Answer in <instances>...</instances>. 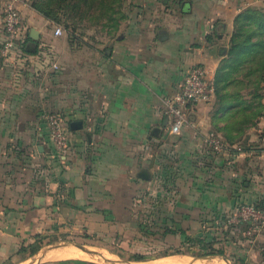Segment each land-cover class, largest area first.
<instances>
[{
  "label": "crops",
  "instance_id": "0c3cea01",
  "mask_svg": "<svg viewBox=\"0 0 264 264\" xmlns=\"http://www.w3.org/2000/svg\"><path fill=\"white\" fill-rule=\"evenodd\" d=\"M3 1L0 264L27 261L33 256L28 245L49 228L128 223L135 197L144 191L180 194L177 209L185 219H220L242 202L264 205V116L232 140L220 130L231 111L215 116L211 102L190 104L188 123L177 135L161 112L164 98L179 90L193 66H205L215 79L228 54L236 15L264 6V0H201L205 7L183 8L185 25L161 29L159 39L150 25H133L124 40L107 47L50 41L60 35L49 29L48 19L29 0H19L23 51L11 59L1 53ZM53 111L67 120L68 147L62 152L44 117ZM72 121H81L82 128L71 129ZM211 134L228 148L213 151L206 141ZM167 158L175 163L168 165ZM143 169L150 179L141 178ZM168 170L176 183L157 186L156 178ZM254 237L244 238L252 244L238 254L244 264H264V228ZM48 259L39 264H77ZM219 261L212 264H228ZM192 262L187 263L201 260Z\"/></svg>",
  "mask_w": 264,
  "mask_h": 264
},
{
  "label": "rangeland",
  "instance_id": "374dc122",
  "mask_svg": "<svg viewBox=\"0 0 264 264\" xmlns=\"http://www.w3.org/2000/svg\"><path fill=\"white\" fill-rule=\"evenodd\" d=\"M34 1H41V5L43 3L47 9L50 5L51 16H54L53 19L47 18L50 30H55L57 26H61L64 30L63 35L51 37L50 41H73L76 45L82 42L81 46H84L85 42H92L105 47L117 40H124L128 34V27L133 25H150L152 36L159 39L161 29L175 30L173 27L175 24L185 25L186 17L183 14L186 15L187 12H183V8L188 7L187 9L190 10L205 7V2L201 0H90L79 3L77 0H29L32 7ZM185 2H191L192 6L190 4L186 6ZM252 8L264 11V6H252ZM238 15L239 13L236 17ZM236 17L233 31L230 32L229 48L232 34L237 27ZM58 55L62 64V55L61 53ZM227 56L215 76L217 92L211 103L215 107H221L227 105L229 99L238 102L241 100L234 111H237L239 122L245 128L244 132L248 133L264 115V79L262 73L250 74L243 70L254 65L251 62L244 63L237 57ZM229 64H232V68L226 69ZM58 113L63 114L61 111ZM167 162L168 165L175 163L171 158H167ZM169 172L168 170L164 176L162 174L160 178L157 177L155 184L158 186L167 182L169 187L174 185L176 181L173 180L174 176L169 177ZM168 191L166 194L159 192L145 194V191L138 194L134 200L133 218L125 224L111 223L98 226L97 229H89L84 224H67L61 229L55 228L54 231L49 228L41 233L43 247L22 264H39L41 260H49L45 257L46 254L56 249H58L56 251L71 249L74 246H65L70 242L86 244L98 254L108 255L109 258L92 257L89 254L95 253L87 252L90 257L82 255L70 260H62L66 263L154 264L160 258L178 254L190 258L189 262L200 258L199 260L204 263L212 264L223 259L207 260L201 257H210L216 254L214 252L223 250L224 256L228 257L231 263L244 264L238 254L241 253L243 245L245 247V244H252L246 239L244 241V238L252 240L255 237L246 234V226L228 222V217L243 202L238 203L228 216H221L220 219L207 217L204 220L203 217L201 220L185 219L181 218L177 209L178 200L182 202L180 194L171 192L170 189ZM186 234L194 236V239L187 240ZM197 238H201L202 241ZM136 255L142 256V259L134 260ZM186 260L180 264H190Z\"/></svg>",
  "mask_w": 264,
  "mask_h": 264
},
{
  "label": "built area",
  "instance_id": "2783aa9c",
  "mask_svg": "<svg viewBox=\"0 0 264 264\" xmlns=\"http://www.w3.org/2000/svg\"><path fill=\"white\" fill-rule=\"evenodd\" d=\"M19 0H4L2 6L3 26L5 37L2 43L1 53L11 59L18 52H22L21 29L23 16L18 5ZM64 30L61 26L55 29L56 35H62ZM216 96L215 79L208 75L205 66L197 64L186 74L184 81L177 92L164 98L161 112L169 118V129L172 134H180L188 123L187 109L190 104L198 102H212ZM49 123L50 134L55 147L64 151L68 147V134L66 130L67 120L58 112L44 114ZM209 146L215 152H223L228 146L217 135H209L206 139ZM240 149V148H239ZM228 222L246 226V234L254 237L264 228V209L258 208L252 203H243L228 217Z\"/></svg>",
  "mask_w": 264,
  "mask_h": 264
},
{
  "label": "trees",
  "instance_id": "16d2710c",
  "mask_svg": "<svg viewBox=\"0 0 264 264\" xmlns=\"http://www.w3.org/2000/svg\"><path fill=\"white\" fill-rule=\"evenodd\" d=\"M52 1V0H50ZM78 3L81 1L88 2L90 0H77ZM33 7L42 13L46 18L53 19L54 16H51L52 10H50V5H48V9L41 5V1H34ZM58 18V16L56 17ZM237 27L232 34L231 37V46L229 48L228 56H233V58L237 57L240 60H243L244 63H252L254 65L248 67L245 72L250 74L254 73H262V79H264V11L263 10H255L252 7H248L236 17ZM255 37V38H254ZM211 36H208L210 39ZM227 56V57H228ZM225 59V58H224ZM232 64L226 66V69L232 68ZM235 68V65H234ZM228 72V70H227ZM230 72V70H229ZM229 74V73H228ZM215 79V84H216ZM216 92H217V84H216ZM239 102H242L239 100ZM237 100L229 99L227 101V105L224 104L221 107H215V116H217L221 112L231 111L229 116L226 117V124L223 127H220V130L223 132L224 136L228 139H234L236 137H242L244 135L245 128L243 125L241 126L237 111H234L235 107L238 106L239 103ZM226 103V101H225ZM228 110V111H227ZM264 116V115H263ZM221 117H218L220 120ZM263 132L260 134L262 138H264V128ZM249 203V202H243ZM254 204V203H252ZM258 208L264 209V205L256 204ZM184 232V231H182ZM185 233V232H184ZM42 234H37L36 239L33 243L29 244L30 255L36 254L42 247L41 241ZM187 240H193L194 236H190L186 234ZM197 240L202 241L201 238H197ZM27 247L23 246L22 250L27 251ZM214 255H224L223 250H219L218 252H214ZM142 256L136 255L134 260H141ZM237 264V263H236Z\"/></svg>",
  "mask_w": 264,
  "mask_h": 264
},
{
  "label": "bare ground",
  "instance_id": "6f19581e",
  "mask_svg": "<svg viewBox=\"0 0 264 264\" xmlns=\"http://www.w3.org/2000/svg\"><path fill=\"white\" fill-rule=\"evenodd\" d=\"M70 246H74V247L71 249L51 252V253L47 254L46 257L50 258V259H64V258L70 259V258H76V257H80V256L84 255L87 257L92 256V257L109 258L108 255H104L101 253L89 254L90 256H88V253L86 250H84V251H86V252H84V251H81L83 249H81L75 245H70ZM75 247H77L81 250H78ZM189 259L185 256H181V255L176 254V255H170V256L160 258L154 264H180V262L185 261V260L189 261ZM113 264H124V263H113ZM194 264H205V263L203 261H201V262H195Z\"/></svg>",
  "mask_w": 264,
  "mask_h": 264
},
{
  "label": "water",
  "instance_id": "95a60500",
  "mask_svg": "<svg viewBox=\"0 0 264 264\" xmlns=\"http://www.w3.org/2000/svg\"><path fill=\"white\" fill-rule=\"evenodd\" d=\"M32 32L35 33L32 37L35 38V39H38L39 36L37 35L38 32L36 31V29H33ZM70 126H71V129L75 130V129L82 128L83 125H82V122H81V121H72V122L70 123ZM139 175H140L142 178H144V179H150V178H151L150 173H149V171H148L147 169H143V170L140 172ZM70 245H75V246H77V247H79V248H81V249H83V250H86V251L89 252V253H97L96 250L91 249V248L88 247L86 244H82V243H73V242H70V243L65 244V246H70ZM201 258H203V259H207V260H211V259H213V258H220V259L225 260L228 264H235V263H231L230 260L228 259V257H226V256H224V255H213V256H210V257H209V256H204V257H201ZM198 259H200V258H197V259H195V260H198Z\"/></svg>",
  "mask_w": 264,
  "mask_h": 264
}]
</instances>
